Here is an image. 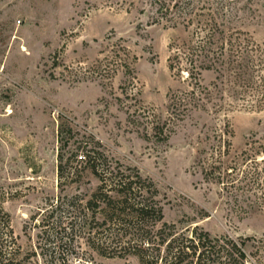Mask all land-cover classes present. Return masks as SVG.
Instances as JSON below:
<instances>
[{
    "label": "rangeland",
    "instance_id": "374dc122",
    "mask_svg": "<svg viewBox=\"0 0 264 264\" xmlns=\"http://www.w3.org/2000/svg\"><path fill=\"white\" fill-rule=\"evenodd\" d=\"M224 3L257 60L252 81L235 88L204 72L213 98L193 107L194 82L169 63L188 34L153 22L155 0H0V201L22 254L40 252L43 214L63 199L52 219L62 223L48 229L60 263L142 264L135 230L111 244L119 226L109 225L89 240L84 221L103 220L86 208L100 182L83 171L61 184L58 129L68 121L78 140L91 137L155 184L166 230L244 240L248 264H264V0ZM173 100L188 103L184 116Z\"/></svg>",
    "mask_w": 264,
    "mask_h": 264
},
{
    "label": "trees",
    "instance_id": "16d2710c",
    "mask_svg": "<svg viewBox=\"0 0 264 264\" xmlns=\"http://www.w3.org/2000/svg\"><path fill=\"white\" fill-rule=\"evenodd\" d=\"M224 2L225 0H155L157 15L153 22L181 28L188 34L184 39L173 43L169 63L173 72L179 75L187 72L188 78L194 82L195 89L189 95L194 101L193 107L199 106L202 95L207 98L211 95L213 98V94H209L201 86L200 80L204 72L216 73L218 78L235 85V88L244 87L252 81L250 70L255 67L257 60L251 55L249 43L228 26L230 19L227 20ZM178 100H173V113L179 112L180 116H184L189 110L188 103ZM77 135L80 136L70 122H60L59 179L61 184H68L80 179L83 171H89L99 180L100 185L86 204L87 210L97 212L103 219L102 222L97 221L94 214L90 216V222L84 221L89 233H92L89 234L91 243L95 244L93 235L100 234L101 228L117 225L119 232L112 235L113 241L109 242L112 244L124 230H135L142 236L138 254L142 264H248L249 256L244 240L235 241L227 236L213 238L208 232L198 233L197 228L192 230L191 236H177L174 226H171L173 230H166L170 226L162 224L163 206L157 199L159 190L155 184L144 178L138 169H124L123 164L117 160H108L101 143L94 142L91 137L78 140ZM73 145L72 155L65 158L64 151ZM73 158L75 159L72 160ZM208 170L215 171V167ZM69 201L65 205L73 207ZM1 205L0 201V264H62L53 257L52 248L48 246L51 243L48 229L61 225L62 222L54 224L52 219L63 207V199L57 204L53 203L43 214V229L39 234L41 240L38 245L40 252L27 255L21 253L11 227L10 215ZM149 221L153 222L152 230L148 226ZM73 222L74 220H70L68 226L73 225ZM93 223L96 224L92 226ZM128 234L131 233L125 234V237ZM121 237L123 239V234ZM62 241L63 238L56 243L57 248L63 245ZM121 243L122 241L119 246ZM98 246L103 249L105 243H99ZM162 248H165L164 254ZM38 257L42 258L43 263ZM62 262L65 263V260Z\"/></svg>",
    "mask_w": 264,
    "mask_h": 264
}]
</instances>
